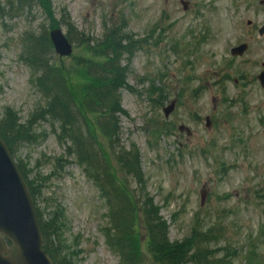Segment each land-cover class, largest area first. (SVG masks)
<instances>
[{
  "label": "rangeland",
  "instance_id": "374dc122",
  "mask_svg": "<svg viewBox=\"0 0 264 264\" xmlns=\"http://www.w3.org/2000/svg\"><path fill=\"white\" fill-rule=\"evenodd\" d=\"M261 1L46 0L48 11L38 4L14 18L0 13V126L29 130L24 140H16L13 153L28 179L40 185L37 208L55 220L60 245L66 246L72 264L120 262L102 232L110 222L106 200L85 173L91 170L93 149L80 140L75 143L60 115L46 108L48 98L36 69L25 58L24 33L35 36L49 29L50 19L69 18L80 34L97 40L106 26L125 27L133 34L136 52L124 53L121 60L128 86L119 95L127 113L119 116L118 134L109 144L96 127L98 116L85 111L92 142H103L104 150L112 152L133 146L140 151L144 184L129 177L132 183L126 186L152 196L171 240L212 227L224 247L214 253V259H225L220 264H264V88L256 81L247 86L236 82L239 66L256 74L264 62V38H250H256L264 23ZM0 2L8 6V0ZM60 27L67 31L63 23ZM200 40L205 41L197 45ZM242 40L253 42L251 51L231 59L230 48ZM84 56L81 46L72 57L57 56L58 64L71 73L72 85L82 81L79 69L74 70ZM223 71L233 78L224 93L214 83ZM205 79L210 81L207 89L195 98L194 87ZM157 88L166 90L163 97ZM179 91L184 97L166 118L163 107ZM228 96L238 101L243 96L246 102L229 109L223 101ZM8 113L14 116L11 123L12 118H5ZM180 125L185 128L180 130ZM141 248L146 264H153L145 243Z\"/></svg>",
  "mask_w": 264,
  "mask_h": 264
},
{
  "label": "trees",
  "instance_id": "16d2710c",
  "mask_svg": "<svg viewBox=\"0 0 264 264\" xmlns=\"http://www.w3.org/2000/svg\"><path fill=\"white\" fill-rule=\"evenodd\" d=\"M45 1L30 0V8L27 6V0L26 2L25 0H8V6L0 2V13L9 16L19 15L20 10L29 9L28 12H30L38 4L48 11L51 5L49 3L47 6ZM62 23L66 25L71 41L78 46L85 47L86 51V56L80 59L74 70L75 72L79 69L78 73L80 72L82 75L80 93L84 96L80 102L77 101V85L71 83V73H68L65 67H61L63 63L58 64V57L54 53L48 30L42 29L35 36L30 35L27 31L22 38V44L27 53L25 58L36 69L37 82L48 98L46 108L54 113L64 115L76 110L75 105L78 106L79 102L81 107L97 113L99 115L97 123L101 126L104 134L114 137L118 134L119 129L116 114L125 112L121 107L118 92L119 88L125 85L126 79V68L121 64V55L124 52L132 51L130 44L123 45L124 36L119 33L123 28L107 29L102 39L97 40L92 36L80 34L69 18H64L63 22L50 19L48 25L49 28H54ZM5 118H12L10 123L14 121V116L11 113H8ZM2 125L7 128L4 129L0 126V136L13 151L16 140H24L22 135L24 131L29 132V130H22L20 127L12 130L8 127V123H2ZM70 135L74 136L72 133ZM86 148L88 149V147ZM117 157L122 169L125 170L122 171L123 176L131 175L139 183L144 184L140 154L135 146L130 151L128 150V153L120 151ZM104 166V162L99 166V174L102 178L98 182L101 184L109 204L110 222L108 228H103V232L109 247L119 255V264H146L145 254L141 248L143 243H145L153 264H220L223 262V259H214L212 251L203 244L206 241V244L210 242L205 236L209 235L212 229H209L207 234L202 229H194L183 240H170L168 224L161 216L160 209L155 205L153 198L148 193H144L142 189L139 196H134L127 187L128 183L124 180L120 181L121 177L117 174L120 172L118 171L119 167L110 166L105 170ZM19 167L24 172L23 167L21 165ZM111 167L113 171L110 170ZM104 177L114 180L112 191H108L103 181ZM28 183L36 201L39 186L34 181H28ZM37 213L45 239V249L54 263L72 264L64 253L66 246L60 245L63 241L58 236V225L55 220H50V216L47 218L46 214L38 208ZM53 217L56 218V216ZM208 238L211 241H216L213 237Z\"/></svg>",
  "mask_w": 264,
  "mask_h": 264
},
{
  "label": "water",
  "instance_id": "95a60500",
  "mask_svg": "<svg viewBox=\"0 0 264 264\" xmlns=\"http://www.w3.org/2000/svg\"><path fill=\"white\" fill-rule=\"evenodd\" d=\"M264 32V26L260 29ZM56 52L70 55L73 47L61 29L50 32ZM245 45L237 48L244 50ZM165 109L167 115L174 109ZM7 240L12 242L8 244ZM44 240L29 187L11 151L0 137V264H53Z\"/></svg>",
  "mask_w": 264,
  "mask_h": 264
},
{
  "label": "flooded vegetation",
  "instance_id": "af4514ba",
  "mask_svg": "<svg viewBox=\"0 0 264 264\" xmlns=\"http://www.w3.org/2000/svg\"><path fill=\"white\" fill-rule=\"evenodd\" d=\"M241 42H243V41H241ZM241 42H239V43H241ZM244 55H247V52L244 54ZM241 58H243V57H239V58H237L236 57V59H241ZM246 61H247V59H246ZM249 61H247V63H248ZM252 77V72H251V76H250V78Z\"/></svg>",
  "mask_w": 264,
  "mask_h": 264
}]
</instances>
